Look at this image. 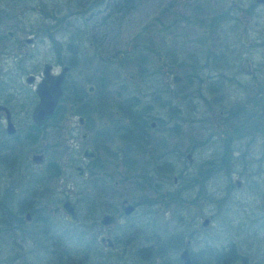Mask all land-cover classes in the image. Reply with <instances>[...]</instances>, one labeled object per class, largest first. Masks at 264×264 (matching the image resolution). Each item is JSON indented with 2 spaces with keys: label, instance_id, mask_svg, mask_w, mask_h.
Segmentation results:
<instances>
[{
  "label": "flooded vegetation",
  "instance_id": "flooded-vegetation-1",
  "mask_svg": "<svg viewBox=\"0 0 264 264\" xmlns=\"http://www.w3.org/2000/svg\"><path fill=\"white\" fill-rule=\"evenodd\" d=\"M116 6L117 1L107 0L102 10L112 17ZM76 7V11L63 16V21L87 14L84 20L92 19L90 25H67L66 34L60 36L57 35L59 27L41 26L22 38L21 0H3L0 5V42L3 43L0 76L11 80L7 86L11 93L0 101V142L6 137L16 139L18 156L15 159L21 160L22 172L27 177L32 174L31 168L40 166L46 158L45 177L57 176L53 186L32 183L19 187L21 201L18 197L19 210L13 225L38 221L39 227L33 235L49 241L51 254L59 256L64 264H233L239 259L243 261L238 242L228 238L224 244L207 234L209 217H197L195 211L187 217L183 210L212 205L205 186L214 177L228 175L233 163L244 164V152L238 157L234 155L241 147V138L260 139L264 146V64L253 69L247 57L241 58L240 73L231 76L239 91L247 88L252 93L251 98L239 101L231 110L219 106V119L214 115L207 119L215 134L198 138L194 118L190 127L195 139L183 152V158L191 163L201 153V164L188 172L180 169L175 173L176 162L181 158L179 85L183 77L171 73L170 83L166 84L169 72L160 55L154 72L140 58L142 68L136 74L101 73L100 66L110 70L113 62L111 58H101L107 36L101 31L98 20L102 12L100 2L80 0ZM32 9L42 18L51 20L58 11L56 7L43 8L42 4L33 5ZM41 32L47 38L46 43L42 41L44 52L37 50L42 42L37 43L35 35ZM243 37L241 42L246 44L247 39L243 41ZM21 40L32 47L22 54ZM224 53L223 48L222 52L208 49L202 56L194 55L190 64L193 72L188 75L191 82L197 84L189 96L194 112L201 101L209 107L224 95L223 74L197 73L204 67L209 68V63V69L228 68ZM28 56L34 63L24 72L21 57ZM243 58L250 63V74L240 70ZM22 75L28 91L17 95L15 91L21 89ZM173 75H178L180 80L173 82ZM239 76L252 80L245 84ZM0 84H4L1 79ZM57 85L59 93L51 115L43 117L40 123L35 122L32 115L40 102L39 92L51 94L52 101ZM202 87L211 97H205ZM17 96L28 101L21 105L9 102ZM246 104L252 105L249 115ZM230 118L233 120L229 131L236 135L227 132L221 138L226 130L222 125ZM214 135L217 137L213 138ZM36 139L40 141L39 146L30 150L29 159L22 158L20 143L32 144ZM211 146L216 150L214 156L208 155ZM33 156L39 157L34 161ZM263 159L264 152L253 162L261 163ZM263 173L264 170L255 169L254 175ZM72 174L81 181L79 186L67 183ZM169 176L172 184L181 179L184 186L165 190V179ZM233 183L240 188L242 181L234 179ZM123 185L127 187L121 189ZM128 186L139 190L130 196ZM196 188L198 191L191 192L190 196L187 190ZM52 194H58L54 202L49 201ZM200 195H203L202 200H199ZM64 201L74 206L73 221L68 220V214L61 208ZM171 207L176 217L172 219V233L165 235L164 219L160 216ZM59 212L63 218L55 220L58 226H53L52 213ZM70 243L75 247L71 248Z\"/></svg>",
  "mask_w": 264,
  "mask_h": 264
},
{
  "label": "rangeland",
  "instance_id": "rangeland-1",
  "mask_svg": "<svg viewBox=\"0 0 264 264\" xmlns=\"http://www.w3.org/2000/svg\"><path fill=\"white\" fill-rule=\"evenodd\" d=\"M78 1L80 0H36L35 3L32 0H21L20 27L23 30L21 37L30 36L31 30H38L41 26L59 27L57 35L60 36L66 34L64 28L67 25L80 27L90 25L92 19L84 20L87 14L78 15V19L69 18L67 22L63 21V16L66 13L76 11ZM115 1L118 3V0ZM99 2L102 12L98 20L101 31L107 36L102 46L101 58H111L113 62L110 70L100 66L101 73L111 72L121 76L136 74L142 68L139 63L140 58L144 59L147 68L154 72L157 69V56L160 55L161 59L165 60L163 65H166L169 72L165 81L166 84L170 83L171 73L183 77V81L179 85L181 91L179 102L181 158L179 162H176L175 173L180 169H184L186 172L192 170L196 165L201 164L202 156L201 158L199 156L201 153L197 154L195 161L189 163L183 158V152L189 143L193 142L192 139H195L192 127H190L194 118L197 119L194 124L198 127V138L212 132L215 134V129L207 120L208 117L214 115L218 120L219 106L231 110L239 101L252 96L247 88L243 92L239 91L231 74L240 73L238 66L242 57L249 59L253 69L264 64V6L255 3L254 0H131L128 3V5H132L131 8L128 6L125 10L123 8V11L116 12V6L112 17H110L102 10L107 0H99ZM2 3L3 0H0V5ZM39 4L48 10H53L56 7L58 11L53 14L56 18L44 19L34 12L32 6ZM129 10H131L130 13ZM215 18L217 19L213 21ZM211 25L214 27H210ZM68 31H71V28ZM243 35L247 39L246 44L241 42ZM35 36H37V43L47 42L45 33L41 32ZM43 42L37 45L38 51L44 52ZM21 43L23 45L21 54L32 48L23 40ZM2 45L3 43L0 42V47ZM223 48L229 63L228 68L222 70L218 68L209 69L211 67L209 63V68L204 67L197 73L202 75L223 74L224 95L220 101H214L209 107L201 101L194 112L189 96L197 84L191 82L190 77H188L193 72L190 68L193 57L194 55L202 56L208 49L222 52ZM120 55L121 58H119ZM32 63L34 60L31 61L30 56L21 57V67L24 72ZM24 75L20 79L21 89L15 91L17 95H24L28 91V86L24 82ZM239 77L245 84L252 80L246 76ZM0 79L4 83L3 85L0 84V101H3L7 98V93H11L7 89L11 80L8 76H0ZM201 89L203 94H206V88L202 87ZM205 97H211V95L206 94ZM9 100L11 103L14 101L21 105V103L28 101V98L17 96ZM246 110L248 111L246 114L249 115L252 111V105L246 104ZM16 115L19 116V113ZM27 120L29 119L26 118ZM232 120L230 118L226 124L222 125L226 130L221 138H224L227 132L236 135L233 131H229ZM216 137L217 135L213 136V138ZM248 137L241 138V147L234 152L237 157L241 152L246 154L244 164L233 163L228 175L222 173L223 175L210 179L205 186L212 198V205H198L197 210L187 208L183 210V213L188 217V215H193L195 211L197 217H209L210 228L207 234L213 236L215 240H222V243L225 244L226 239L230 238L238 242L244 259L243 261L236 260L233 264H264V173L257 177L254 175L255 169L264 170V159L261 163L253 162L254 159L257 160L262 156L264 146L262 140L252 138L249 141L251 136ZM5 139L0 142L3 143V147L0 148V205L2 208L0 209V264H64L59 256L56 257L51 254L49 241L42 240V236L36 238L33 235V231L39 227L38 221L33 219L28 224L17 227L13 225V218L19 210V203H17L18 197L20 199L18 190L21 188L19 187L33 184L53 186L57 176L52 174L48 178L45 177L43 169L48 161L46 158L40 166L31 168L32 174L27 177L22 172L21 160L19 157L15 159L18 156L16 139L7 137ZM39 143L38 139L32 141V144L21 142L19 155L22 154V158L29 159L30 150L38 147ZM215 154L216 150L212 146L209 147L208 155L214 156ZM25 179L26 182L24 183ZM234 179L242 181L240 188L234 186ZM165 180V190L184 186V181L181 179L175 185L171 183V176L166 177ZM80 182L72 174L67 183L76 187L81 184ZM126 187L127 185H123L121 189ZM138 190L135 186H128L130 196L135 195ZM187 191L190 192L191 196V192H196L198 189ZM57 195L52 194L49 201L54 202ZM202 197L203 195H200L199 200H202ZM162 213L160 217L164 219L162 224L164 234L167 235L172 233V219L176 217L175 209L171 207ZM62 218L63 215L60 212L52 213V220L55 224L53 226H58L55 220ZM240 230L241 232L237 234ZM70 247L74 248L75 244L70 243Z\"/></svg>",
  "mask_w": 264,
  "mask_h": 264
},
{
  "label": "water",
  "instance_id": "water-1",
  "mask_svg": "<svg viewBox=\"0 0 264 264\" xmlns=\"http://www.w3.org/2000/svg\"><path fill=\"white\" fill-rule=\"evenodd\" d=\"M255 3L263 5L264 6V0H254ZM245 37H243V41H245ZM240 70L243 73L250 74L251 69H250V63L247 58H243L240 64ZM180 80V77L178 75H173L172 76V81L177 82ZM59 93L58 85L57 88L54 90V95L52 98V101L50 100L51 94L48 96L46 92H39V97H40V102L36 107L35 112L33 113L32 117L33 120L37 123H40L42 121L43 117L49 116L52 113V110L55 106V100L56 97ZM39 156H33V160L35 161ZM79 170V168H76ZM61 208L68 214V220L73 221L75 219V209L74 206L69 203L68 201H64L61 204Z\"/></svg>",
  "mask_w": 264,
  "mask_h": 264
},
{
  "label": "trees",
  "instance_id": "trees-1",
  "mask_svg": "<svg viewBox=\"0 0 264 264\" xmlns=\"http://www.w3.org/2000/svg\"><path fill=\"white\" fill-rule=\"evenodd\" d=\"M128 0H118L117 3V9L115 10L116 12H120L123 11L122 9L124 8H128ZM125 12V11H124ZM216 19V18H215ZM215 19H213V21H215Z\"/></svg>",
  "mask_w": 264,
  "mask_h": 264
}]
</instances>
